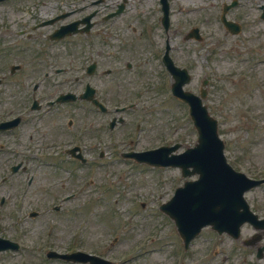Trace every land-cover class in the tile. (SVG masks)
I'll use <instances>...</instances> for the list:
<instances>
[{
	"label": "rangeland",
	"instance_id": "374dc122",
	"mask_svg": "<svg viewBox=\"0 0 264 264\" xmlns=\"http://www.w3.org/2000/svg\"><path fill=\"white\" fill-rule=\"evenodd\" d=\"M66 1L71 0H44L43 5L36 7V16L32 15L34 8L28 6L19 17L10 15V18H19L20 23L29 26L52 11L57 14L54 7L63 10L60 12L70 10L71 7L65 8ZM133 1L128 6L131 10L136 6L142 15L138 17L128 9L129 15L124 13L116 19L119 29L112 38L121 46L116 61L130 58L135 71L145 73L139 77L140 74L129 72L111 102L137 100L140 111L131 112L130 120L115 135L105 131L104 144L91 152L98 157L102 150L105 158H96L83 169L80 177L88 175L90 181L88 177L85 182L74 180L76 193L65 194L72 198L61 203L58 211L49 209L47 203L58 195L31 192L27 198L35 205L33 209L27 207L28 201L24 210L10 208L11 204L0 209V236L21 245L18 252L0 253V264H60L43 260L42 254L34 252L38 239L43 244L50 242L57 251L66 247L80 249L116 264H264V257L255 258L254 248L245 247L240 239L218 236L208 228L184 251L173 222L158 210L182 184L179 170L152 168L120 157L123 152L176 143L181 146L177 150L180 153L195 142L196 132L187 107L170 95L171 80L160 64L167 40L174 63L192 75L185 90L196 93L200 80L204 77L208 80L204 103L218 122L227 161L249 177L264 175V62L250 68L253 59L264 58V20L258 19L264 0H238L237 6L228 11L227 17L242 26L238 36L225 31L217 14L220 5L230 0H168L167 33H163L158 23L161 13L157 0ZM2 7L1 4L0 25L5 10ZM191 27L199 28L201 42L183 40ZM125 45L127 49H123ZM61 49L59 46L58 50ZM29 68H24L26 74ZM244 75H248L247 81ZM258 84H262L259 90ZM13 86L9 81L10 91ZM90 120L95 125L93 118ZM88 137H83L84 144L89 143L90 132ZM2 168L4 164L0 163ZM78 183H84L83 187H78ZM246 200L252 210L264 216V187L247 193ZM57 203L54 200L53 204ZM31 210L38 212V217H28ZM252 233L253 229L245 226L241 238Z\"/></svg>",
	"mask_w": 264,
	"mask_h": 264
},
{
	"label": "flooded vegetation",
	"instance_id": "af4514ba",
	"mask_svg": "<svg viewBox=\"0 0 264 264\" xmlns=\"http://www.w3.org/2000/svg\"><path fill=\"white\" fill-rule=\"evenodd\" d=\"M8 3L9 2L4 3L6 14H18L24 8V0H18L14 4ZM98 3L102 4L101 9L113 6L106 3L105 0H99ZM78 11L81 12V8L79 10L73 8L69 16H73V14H76ZM99 12L100 9H97L93 12L94 16L92 22H94V24L89 33L85 35L77 33L70 36L75 37L77 35H80V37L78 36L79 38L74 39L75 42L72 43V45L77 46L78 48H84L85 44L88 42L92 30L95 28L101 29L100 27H98L100 22L97 19ZM83 17L84 15L78 18L81 20ZM74 21L75 19L70 22ZM10 22H12V20H10ZM13 24L17 26L18 21H14ZM5 28L8 29L9 27L6 26ZM21 32H23V29H20V27H16L12 32V35H15L16 38L14 39L15 42L11 44L10 48H5L8 40L6 38L3 39V58L0 59V61L2 60L7 62L10 56L13 60L15 59V65L13 66H17V69L13 74H10V76L13 77H16L23 71L25 62V37L21 36ZM46 34L47 32H44V35ZM26 38L28 39V41L35 43L37 46H40V36L29 34L26 36ZM113 57L114 54L112 53H109L107 54V56L103 57L102 53L99 50L96 51V71H94L92 75H87L84 69V75L81 78L78 75H74V77H72L71 73H73V69L70 67L55 69L56 74L61 75L58 77H52L48 81L47 79L49 76L47 74L44 75L45 79L43 81H45L46 83L42 86L41 90L38 91V94L40 96H44V99L47 97L57 96L65 93H73L77 96L78 99L73 102L67 103L54 104L55 102H52V106H41L40 109L36 112V122L32 127V130H29L28 132H25L24 129L19 128V126L22 125L23 121H21V124L17 128H14L11 131L0 132V162L22 164V168L16 173L7 177L2 176L1 185L16 186L13 193H18L19 188L22 187L23 184L27 189H31V192L34 194L62 193L68 190V183L63 178L61 173L59 172V174H57L56 172H48V168L55 169L54 161L57 159H61L62 161H73L64 154L66 151L65 148L61 151V154H59V156L55 155V153H57V148L60 147L58 141H61L62 146L64 147L69 145V138H72L75 134L78 133L79 128L84 124L83 120L87 119L85 118V116H88L89 111H91L95 118L101 123L97 124L98 130H104L103 121L105 114L98 112L95 107L91 106L88 102L79 99V97L83 94L86 84H88V78L91 79L96 75H99L100 80H102L95 92L96 96L101 99V101L107 94L108 89L113 88V86L106 85L103 82L105 77H111V80H109V82L115 81L116 86H119L120 81L118 71L110 72L109 74L105 75V68H101L102 62L99 61L100 59L106 60V58ZM35 62H37V60H28V63L31 66H34ZM30 80L31 79H29V81ZM3 81L4 79L1 78V86L4 83ZM15 87L17 96L13 97L12 101L10 102L11 109L8 108L9 101H7L5 98H3V100L1 101V113L4 117L0 120V123H2L3 120H9L12 113L18 114L19 110H21L22 108L23 101H21V98L23 97V91L26 87L24 80L20 76L17 77ZM27 88H29V84ZM37 89L39 88L36 84L35 87H33V94L36 93ZM44 102L46 104L48 103L47 100H45ZM68 115H76L75 125L73 123V125L68 126L67 129H64L61 126V123L66 119ZM80 151L82 153V149ZM28 162H34L35 166L37 167V171H28L25 164ZM10 199L12 198L7 197V199H1L0 206H4L6 204V200L8 201ZM20 207L22 208L21 204Z\"/></svg>",
	"mask_w": 264,
	"mask_h": 264
},
{
	"label": "water",
	"instance_id": "95a60500",
	"mask_svg": "<svg viewBox=\"0 0 264 264\" xmlns=\"http://www.w3.org/2000/svg\"><path fill=\"white\" fill-rule=\"evenodd\" d=\"M175 72L174 75L180 79L176 78L172 90L175 96L189 105L190 116L198 132L197 144L179 156H162L159 159L148 156L160 151H164L166 155L175 150V146L140 154L139 161L162 166H179L183 175L198 174L196 181L187 182L183 188L176 190L169 202L173 209H166L175 220L185 247L205 225H211L219 233L225 231L237 237L239 226L244 221L248 220L256 226L262 224L248 212L242 195L244 191L264 180H248L243 174L235 173L225 163L223 145L217 137L215 120L208 116L199 97L182 92L180 87L188 80L185 71ZM189 167H192L191 172L188 171Z\"/></svg>",
	"mask_w": 264,
	"mask_h": 264
},
{
	"label": "bare ground",
	"instance_id": "6f19581e",
	"mask_svg": "<svg viewBox=\"0 0 264 264\" xmlns=\"http://www.w3.org/2000/svg\"><path fill=\"white\" fill-rule=\"evenodd\" d=\"M182 2H187V1H185V0H181Z\"/></svg>",
	"mask_w": 264,
	"mask_h": 264
}]
</instances>
